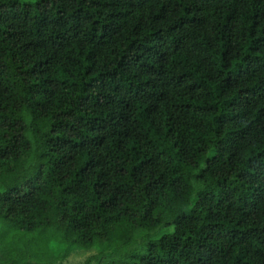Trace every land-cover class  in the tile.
Returning <instances> with one entry per match:
<instances>
[{"label":"trees","instance_id":"obj_1","mask_svg":"<svg viewBox=\"0 0 264 264\" xmlns=\"http://www.w3.org/2000/svg\"><path fill=\"white\" fill-rule=\"evenodd\" d=\"M0 186V264H264V0H0Z\"/></svg>","mask_w":264,"mask_h":264},{"label":"rangeland","instance_id":"obj_2","mask_svg":"<svg viewBox=\"0 0 264 264\" xmlns=\"http://www.w3.org/2000/svg\"><path fill=\"white\" fill-rule=\"evenodd\" d=\"M2 190H3V187L0 186V192ZM4 228L5 227H3L2 224H0V230H3ZM166 230H167V227L157 233L164 232ZM14 248H17L19 255L21 251H23V254H25L26 240L25 239L18 240L17 237L13 238L12 234L11 236L7 234L4 237H0V261L1 263H3L4 257L9 258L10 255L15 252ZM48 248H50L49 252L51 254L49 252H46V254L49 253L52 257H48L47 260H37L35 258L34 263H31V264H38V263H44V264H88V263H91V264H96L98 261L97 256L99 253V249L97 247H93L89 249L76 248L70 251L64 258L57 257L63 248L60 244H51L46 249ZM17 264H24V258L23 260H19Z\"/></svg>","mask_w":264,"mask_h":264}]
</instances>
